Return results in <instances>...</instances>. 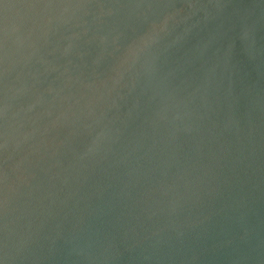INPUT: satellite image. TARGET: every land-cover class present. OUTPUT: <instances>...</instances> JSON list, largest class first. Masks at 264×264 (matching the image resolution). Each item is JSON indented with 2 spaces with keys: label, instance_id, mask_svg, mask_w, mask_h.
I'll list each match as a JSON object with an SVG mask.
<instances>
[{
  "label": "water",
  "instance_id": "1",
  "mask_svg": "<svg viewBox=\"0 0 264 264\" xmlns=\"http://www.w3.org/2000/svg\"><path fill=\"white\" fill-rule=\"evenodd\" d=\"M0 264H264V0H0Z\"/></svg>",
  "mask_w": 264,
  "mask_h": 264
}]
</instances>
